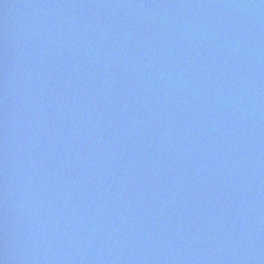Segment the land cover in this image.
Masks as SVG:
<instances>
[{"label": "water", "instance_id": "1", "mask_svg": "<svg viewBox=\"0 0 264 264\" xmlns=\"http://www.w3.org/2000/svg\"><path fill=\"white\" fill-rule=\"evenodd\" d=\"M2 264H264V0H0Z\"/></svg>", "mask_w": 264, "mask_h": 264}, {"label": "snow or ice", "instance_id": "2", "mask_svg": "<svg viewBox=\"0 0 264 264\" xmlns=\"http://www.w3.org/2000/svg\"><path fill=\"white\" fill-rule=\"evenodd\" d=\"M0 264H2V262H0Z\"/></svg>", "mask_w": 264, "mask_h": 264}]
</instances>
